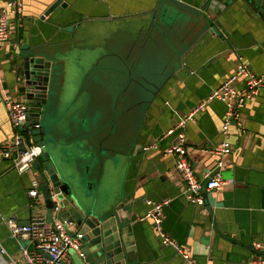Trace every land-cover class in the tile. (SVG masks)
I'll return each mask as SVG.
<instances>
[{
	"label": "crops",
	"instance_id": "0c3cea01",
	"mask_svg": "<svg viewBox=\"0 0 264 264\" xmlns=\"http://www.w3.org/2000/svg\"><path fill=\"white\" fill-rule=\"evenodd\" d=\"M55 1L24 0L20 22L11 20L9 42L0 46V147L13 135L6 102H25L12 61L30 48L51 54L61 61L62 84L49 126L54 142L34 131L45 147L38 162L44 166L46 156L55 155L58 163L59 155L58 164L81 182L79 202L112 214L127 199L140 215L146 198L169 200L164 228L191 249L196 264H252L263 257L251 247L264 242V92L246 104L242 127L230 131L228 155L217 154L226 140L222 102H207L187 124V158L196 175L205 182L219 173L227 182L219 191H202L204 206L187 203L174 159L162 153L177 143L168 132L179 118L207 101L236 72L240 58L264 75V21L235 0L221 13L220 26L210 0H63L66 8L43 19ZM244 85L243 79L234 84L238 90ZM140 139L150 149L133 157ZM35 170L20 174L0 160V264H27L1 216L23 225L39 216L61 220L60 212L69 218L66 210L46 209ZM33 189L38 200L29 197ZM135 248V264H184L161 244L151 221L136 227Z\"/></svg>",
	"mask_w": 264,
	"mask_h": 264
},
{
	"label": "built area",
	"instance_id": "2783aa9c",
	"mask_svg": "<svg viewBox=\"0 0 264 264\" xmlns=\"http://www.w3.org/2000/svg\"><path fill=\"white\" fill-rule=\"evenodd\" d=\"M24 13V0H4L0 5V46L6 45L10 39V22L12 19L21 20ZM240 79L244 80V88L238 90L234 84ZM264 92V75L258 76L248 65L239 59L236 72L226 82L215 90L207 99L200 103L188 116L180 118L176 126L171 129L169 135H177V143L164 151L165 157L174 159L175 169L181 175L185 183L184 199L193 206H204L205 197L202 191H219L227 182L218 173L208 177L207 181L200 179L188 161L186 128L189 122H194L196 115L203 110L207 102L219 101L226 106L223 120L222 133L226 139L222 147L217 149L218 155H228L232 152L229 139L230 131L236 127H242V112L249 101ZM10 124L13 135L0 147V160L9 162L20 174L29 171L33 164L44 154V145L35 141L34 129L27 127L28 106L25 102L7 101ZM151 148H155L152 146ZM150 149V148H148ZM146 149V150H148ZM223 162H219V168ZM29 197L34 200L40 198L37 189L29 191ZM51 199L57 200L55 194ZM169 200L154 201L146 200L148 210L141 221H151L156 235L164 247L172 248L183 260L184 264H196L190 248L183 247L174 240L165 230V208ZM61 206L55 204L53 211L59 213ZM3 223L8 227L11 237L20 242L21 255L27 264H72L69 251L78 253L85 259L83 251L84 234L72 219H61L53 222L44 217H33L28 225H22L16 217L4 218ZM25 244L33 245L29 250ZM251 249L261 253L263 257L252 264H264V242L256 241Z\"/></svg>",
	"mask_w": 264,
	"mask_h": 264
},
{
	"label": "water",
	"instance_id": "95a60500",
	"mask_svg": "<svg viewBox=\"0 0 264 264\" xmlns=\"http://www.w3.org/2000/svg\"><path fill=\"white\" fill-rule=\"evenodd\" d=\"M235 1H241L246 8L264 21V0ZM232 2L231 0L226 2L210 0L208 9L214 13L217 26H220L217 20H219L221 13L225 12ZM62 3L63 0H56L42 18L44 19L55 12L58 7L64 9L65 6ZM11 70L15 79V88L23 96L28 106L26 126L32 127L45 143H53L54 141L49 137V134L52 133L49 126L54 116L53 102L59 95L62 84L61 61L53 58L51 54H43L30 48L21 50L20 54L18 53L16 60L12 61ZM149 146L143 143V139H140L138 145L135 146L133 157L142 155L146 149L150 148ZM47 152L48 147L46 145L45 153L47 154ZM162 154L164 155V152ZM57 156L58 163L63 164L60 156ZM46 157L49 158V162L44 166L38 161L33 164L36 169L33 175L45 200L46 209L48 211L53 210L55 204L58 203L62 211L66 210L69 213L67 219L75 221L78 229L83 232L85 264L138 263L135 248L136 227L142 225L143 221H138V217L141 220L148 208L146 207L147 210L139 215L133 211V205L127 199L112 214L100 212L94 207H87L77 198L76 192L81 187L80 180H77L78 178L68 172L61 164L55 162V155H47ZM125 190L126 196L133 191L131 188ZM52 194L57 196L56 201L51 199ZM147 199L149 198L143 202L145 205ZM32 206L30 205V208ZM7 217L10 216H1V221ZM59 217L65 219L62 217V212L59 213ZM28 224L29 222L24 225Z\"/></svg>",
	"mask_w": 264,
	"mask_h": 264
},
{
	"label": "rangeland",
	"instance_id": "374dc122",
	"mask_svg": "<svg viewBox=\"0 0 264 264\" xmlns=\"http://www.w3.org/2000/svg\"><path fill=\"white\" fill-rule=\"evenodd\" d=\"M82 192H83L82 194L87 197L88 203L91 204L92 203V196L88 193V189L85 188V186H84V189L82 190ZM49 212L51 213V212H53V210H49ZM65 214L67 215L68 213L66 212ZM69 254L73 258V261L75 264H85V260L82 259L81 257H79L77 252L70 250Z\"/></svg>",
	"mask_w": 264,
	"mask_h": 264
}]
</instances>
